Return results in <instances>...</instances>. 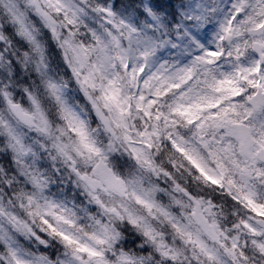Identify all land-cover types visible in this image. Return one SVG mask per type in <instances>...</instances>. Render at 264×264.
Returning a JSON list of instances; mask_svg holds the SVG:
<instances>
[{
    "label": "snow or ice",
    "instance_id": "6c2138e0",
    "mask_svg": "<svg viewBox=\"0 0 264 264\" xmlns=\"http://www.w3.org/2000/svg\"><path fill=\"white\" fill-rule=\"evenodd\" d=\"M0 10L9 20L0 28V105L20 124L51 136L45 105L54 102L78 137L72 150L93 162L91 175L73 168L85 190L106 213L126 217L142 232V237L129 233V251L121 249L118 264H144L131 251L143 238L166 258L165 264H174L184 246L207 264H247L250 251L264 255V0H24L23 6L19 0H0ZM30 15L43 30L48 49L37 39ZM53 41L62 64L71 70L68 83L74 79L104 129L127 142L138 161L157 175L171 176L151 158L166 148L169 169L179 158L196 180L219 190L205 200L203 193L177 184L190 201H174L188 209L179 217L152 198L159 191L155 186L133 191L136 204L163 217L172 236L134 209L108 207L96 194L129 195L126 183L105 164L87 122L69 103L66 82L51 72L47 51ZM13 92L27 107L14 102ZM37 143L26 142L0 115V144L9 152L4 159L11 173L5 183L21 207L26 203L29 214L71 249L70 264H108L102 246L111 248L120 239L115 229L97 222L96 231L80 237L63 227L72 228L75 221L55 211L59 205L38 202L36 193L45 190L49 178L41 170ZM54 147L71 158L69 145ZM19 181L33 192L17 189ZM221 199L232 211L230 221L215 211L213 201ZM7 215L10 223H21ZM137 250L149 251L146 245ZM27 255L0 228V264H30ZM31 264L47 261L36 257Z\"/></svg>",
    "mask_w": 264,
    "mask_h": 264
},
{
    "label": "clouds",
    "instance_id": "9594fccd",
    "mask_svg": "<svg viewBox=\"0 0 264 264\" xmlns=\"http://www.w3.org/2000/svg\"><path fill=\"white\" fill-rule=\"evenodd\" d=\"M19 2L23 6L24 0H19ZM29 22L37 29V39L48 49L49 46L44 37L43 30L40 29L39 25L35 24V21L31 19V15L29 16ZM8 25L9 20L7 16L0 10V28ZM58 52L59 49L55 47V41H53L51 49L47 51L52 74L66 82V94L69 103L75 106L81 118L87 122L92 139L95 141L96 146L102 150L105 164L111 169L112 173L126 183L129 193L125 197L110 196L97 190L96 194L100 196L108 207L119 209L123 205L134 209L138 216L143 217L145 221L155 226L158 231L163 232L166 237L172 236L174 233L163 217H160L158 214H150L147 209L136 204L130 195L133 191L150 189L155 186L159 191L153 192L152 198L167 207L168 211L173 215L179 217L181 213H187L188 209L187 207L179 208L174 201H182L185 205H188L190 201L188 195L177 189V184H181L182 188L190 190L193 194L203 193L205 200H212L219 190L205 187L202 182L196 180L194 178L196 174L186 171L187 165H180L179 158H175L177 161L176 166L169 169L168 165L171 154L166 148H162L160 152H152L151 158L157 168L171 171V176H166L163 173L157 175L150 171L141 161H138L127 142L122 139H116L112 133L104 129L95 111L91 110L89 102L83 93L78 90L74 79L68 83L71 70L62 64L58 57ZM30 79L35 78L30 77ZM12 96L14 102L27 107L24 104V100L16 96L15 92L12 93ZM45 99L47 100V97ZM45 107L52 124L53 134L51 136L37 133L34 128H28L26 125L20 124L7 110L6 105H0V115H3L6 121L12 122L13 126L17 127L18 131L24 135L26 142L34 143L35 141H39V143L35 144V147L41 153L40 163L44 165V168L41 170L46 172L49 180L45 190L42 193H36L37 200L41 205L45 203V200L59 205L55 211L67 214L75 221L74 227L69 228L67 225L63 227L66 230L75 232L80 237H83L85 233L96 231L98 228L97 222L109 225L115 229L120 234V239L111 248L107 245L102 247L105 253L104 258L108 264H118L121 249L129 251V248L125 246L129 233L135 232L137 236L142 237V232L136 225L128 224L126 217L120 219L110 213H106L90 197L88 191L85 190L82 182L79 181L76 173L73 171V168L78 169L81 173L87 172L91 175L93 162L87 159V154L81 156L72 150L71 145L77 142L78 137L68 128L67 123L60 118L59 110L54 102L48 101ZM60 129L64 131L61 132ZM116 135L118 136L119 133ZM57 143L70 146V159L58 153L54 147ZM41 145H43L42 148L40 147ZM8 155L9 152L4 150L3 144H0V202H2L6 212V215L0 216V228L8 232L20 247L26 249L30 255H27L25 258L30 264L36 257H44L47 264H70L71 249L67 248L58 237L50 235L45 230V226L41 223L39 217L29 214L26 203L21 207V201L13 192L12 187L5 183L11 176V173L7 171L8 165L4 159ZM12 167H16L15 163L12 164ZM15 187L23 189L28 193L33 192L31 185L24 183V181H19ZM10 193L13 194L10 195ZM213 203L217 205L215 211L223 217L224 221L232 219V211L223 199L213 201ZM7 214L18 217L21 223H10ZM48 218L51 219V217ZM21 224L25 227H21ZM224 227L227 229L230 227V224L224 223ZM41 241H44V243ZM145 245L149 251L137 250ZM184 247L185 252L174 264H207L203 257H200L199 261L194 258L190 246ZM248 247L251 249V245H248ZM131 251L137 258H143L144 264H165L166 258L159 255L158 251L146 238H143L137 245V248H133ZM248 256L249 260L247 264H264V255L259 254L257 251H250ZM83 259L87 260L88 257L84 256Z\"/></svg>",
    "mask_w": 264,
    "mask_h": 264
}]
</instances>
